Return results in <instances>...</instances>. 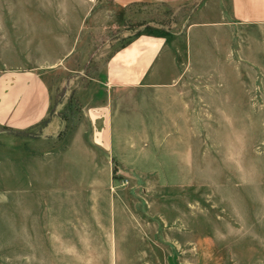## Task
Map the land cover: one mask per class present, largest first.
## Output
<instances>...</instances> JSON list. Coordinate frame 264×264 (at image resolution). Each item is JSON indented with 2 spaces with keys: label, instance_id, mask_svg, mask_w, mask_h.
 Listing matches in <instances>:
<instances>
[{
  "label": "rangeland",
  "instance_id": "374dc122",
  "mask_svg": "<svg viewBox=\"0 0 264 264\" xmlns=\"http://www.w3.org/2000/svg\"><path fill=\"white\" fill-rule=\"evenodd\" d=\"M231 4L0 0V70H38L58 120L0 127V264H264V24ZM141 34L165 39V74L191 50L189 75L107 90L108 57ZM82 97L113 112L108 150Z\"/></svg>",
  "mask_w": 264,
  "mask_h": 264
},
{
  "label": "crops",
  "instance_id": "0c3cea01",
  "mask_svg": "<svg viewBox=\"0 0 264 264\" xmlns=\"http://www.w3.org/2000/svg\"><path fill=\"white\" fill-rule=\"evenodd\" d=\"M113 1L118 5H128L139 0ZM231 3L230 17L238 24H264V0H231ZM206 24L194 22L189 28V49L192 46V32L195 28L202 29L201 26ZM165 43L163 37L141 34L113 51L105 63L104 85L106 89L111 91L137 87H174L182 77L189 75V68L192 66V60L195 61V59L191 56L190 50L187 62L189 67L182 69L180 73L165 74L159 63L165 52ZM257 66L264 75V65L257 63ZM160 93L164 94V92ZM78 94L82 96L80 92ZM82 98L85 115L93 127L91 140L102 149L108 150L113 144V112L103 99L91 103L90 99ZM262 102L264 104V87L262 88ZM50 107V89L38 70L34 68L0 70V127L23 132L40 126L44 135L56 134L58 120L50 119Z\"/></svg>",
  "mask_w": 264,
  "mask_h": 264
}]
</instances>
